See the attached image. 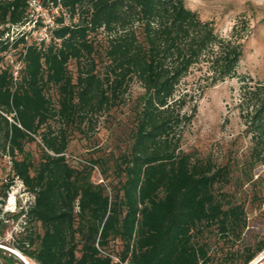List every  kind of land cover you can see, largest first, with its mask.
Here are the masks:
<instances>
[{
    "label": "trees",
    "instance_id": "16d2710c",
    "mask_svg": "<svg viewBox=\"0 0 264 264\" xmlns=\"http://www.w3.org/2000/svg\"><path fill=\"white\" fill-rule=\"evenodd\" d=\"M41 1L59 12L39 45L21 31L4 36L31 18L28 0H0V152L11 162L1 203L16 179L32 196L13 213L23 223L10 247L35 264H250L264 238L242 243L248 213L228 189L229 164L182 149L197 105L185 110L190 94L177 95L196 66L206 69L202 92L236 76L242 43L185 0ZM134 82L143 92L112 163L69 161L73 134L91 136ZM240 92L252 162L264 164V82L242 77ZM101 166L116 183L93 181ZM16 263L0 247V264Z\"/></svg>",
    "mask_w": 264,
    "mask_h": 264
},
{
    "label": "rangeland",
    "instance_id": "374dc122",
    "mask_svg": "<svg viewBox=\"0 0 264 264\" xmlns=\"http://www.w3.org/2000/svg\"><path fill=\"white\" fill-rule=\"evenodd\" d=\"M185 2L187 6L197 10L203 19L211 20L223 36L239 41L243 46V55L236 76L209 86L202 92L201 86L207 84L206 69L196 66L182 79L177 95L185 92L190 94L185 110H189L193 104L197 105L193 120L184 129L182 149L186 152H195L202 157H211L221 165L229 164L233 170V184L228 189L245 205L248 213V226L244 230L242 243L254 244L264 238V164L252 162L253 142L238 104L242 77L251 84L258 80L264 82V0H185ZM11 51L6 52L7 61L9 60L7 55ZM11 57L15 59L13 51ZM71 67L74 69L73 64ZM142 92L140 84L134 82L128 104L101 116L97 129L91 136L73 134L68 149L70 155L68 160L86 162L102 158L111 164V157L123 149L128 141L131 106ZM28 148L38 156L36 144L30 143ZM10 167V157L1 151L0 191L1 186L11 180ZM103 167L95 168L92 174L93 181L100 183L105 180L108 183L109 180L116 183L111 171L108 172L106 179L107 175L102 172ZM2 200L3 196L0 193V207L3 208L0 212V247L10 251L13 248L9 244L14 241V236L23 223V219L15 218L13 213L18 212L21 206L32 200V196L25 190L22 182L16 179L4 204L1 203ZM211 242L214 243V238ZM213 249V252H216V248ZM259 258L264 262V251L253 261ZM29 261L35 264L33 260Z\"/></svg>",
    "mask_w": 264,
    "mask_h": 264
},
{
    "label": "built area",
    "instance_id": "2783aa9c",
    "mask_svg": "<svg viewBox=\"0 0 264 264\" xmlns=\"http://www.w3.org/2000/svg\"><path fill=\"white\" fill-rule=\"evenodd\" d=\"M28 2L30 6L31 18L26 23L21 25H11L10 31L6 32L4 36L9 35L10 38L13 39V37L21 31V33H25L26 38L32 37L37 44L41 45L44 40L48 41L51 38L53 28L57 25L56 16L59 12V7H47L41 0H28ZM44 15L48 16V18ZM10 50L13 51V49ZM12 51L7 56L9 57L8 61L14 65L13 72L16 76L18 74L19 63H16L15 59L11 57ZM65 156L67 158L70 157L68 153H66ZM116 260H118V258H116Z\"/></svg>",
    "mask_w": 264,
    "mask_h": 264
},
{
    "label": "water",
    "instance_id": "95a60500",
    "mask_svg": "<svg viewBox=\"0 0 264 264\" xmlns=\"http://www.w3.org/2000/svg\"><path fill=\"white\" fill-rule=\"evenodd\" d=\"M10 251H11L12 253H14L17 257H19L22 261H24L26 264H29L28 260L25 259L26 257H25L24 255L22 256L20 253L14 251V250H10ZM261 263H262V259L259 258V259L253 261V262L250 263V264H261Z\"/></svg>",
    "mask_w": 264,
    "mask_h": 264
},
{
    "label": "bare ground",
    "instance_id": "6f19581e",
    "mask_svg": "<svg viewBox=\"0 0 264 264\" xmlns=\"http://www.w3.org/2000/svg\"><path fill=\"white\" fill-rule=\"evenodd\" d=\"M12 250H14V251H16V252H18V253H20L18 250H16V249H12ZM21 254V253H20ZM22 255V254H21ZM23 256V255H22ZM26 260H27V258H25ZM28 262H29V264H33L32 262H30L29 260H28Z\"/></svg>",
    "mask_w": 264,
    "mask_h": 264
}]
</instances>
